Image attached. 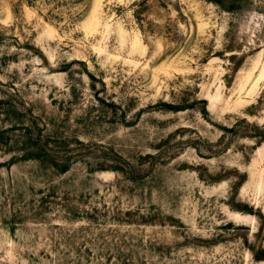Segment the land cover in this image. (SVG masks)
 Listing matches in <instances>:
<instances>
[{"label":"rangeland","instance_id":"obj_1","mask_svg":"<svg viewBox=\"0 0 264 264\" xmlns=\"http://www.w3.org/2000/svg\"><path fill=\"white\" fill-rule=\"evenodd\" d=\"M0 264H264V0H0Z\"/></svg>","mask_w":264,"mask_h":264},{"label":"trees","instance_id":"obj_2","mask_svg":"<svg viewBox=\"0 0 264 264\" xmlns=\"http://www.w3.org/2000/svg\"><path fill=\"white\" fill-rule=\"evenodd\" d=\"M259 257V256H258Z\"/></svg>","mask_w":264,"mask_h":264}]
</instances>
